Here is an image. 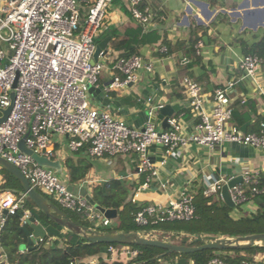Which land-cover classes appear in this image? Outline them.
I'll return each instance as SVG.
<instances>
[{
	"label": "built area",
	"instance_id": "built-area-1",
	"mask_svg": "<svg viewBox=\"0 0 264 264\" xmlns=\"http://www.w3.org/2000/svg\"><path fill=\"white\" fill-rule=\"evenodd\" d=\"M113 1L0 0V109L11 107L7 119L0 123V157L16 167L32 189L51 198L63 210L76 214L88 223L89 231L98 233L113 226V220L105 218L84 197L67 191V184L52 169L40 167L20 151L19 143L27 133L25 147L49 160L54 156L51 143L54 134L66 138L72 153L84 148L93 158L137 156L136 172L144 177L137 193L148 189L157 176L158 167L149 154L152 148L161 147L169 156L192 144L212 150L232 143L264 152V119L256 133L240 131L232 122L233 108L228 98V92L238 81L253 78L264 64V59L257 55H244L240 59L241 77L217 87L208 108L198 83L187 77L182 79L188 107L197 119L190 131L185 130L181 114L168 118V128H159L156 114L161 105L147 110L146 121L140 128L127 126L108 111L92 108L88 88L97 85L105 68L112 73L108 90L136 83L142 71L153 72V63L138 54L118 56L107 63L93 61L95 39L104 26L106 8ZM124 1L134 23L145 29L153 22L155 14L145 0ZM202 47L203 42L198 41L197 56ZM163 51L165 48L161 47L160 52ZM103 56L105 53L100 52L98 59ZM180 62L186 65L188 60L182 58ZM260 176L259 172L246 171L240 181L228 189L234 206L249 203L264 191V186L258 187ZM222 187L216 182L203 194L221 197ZM193 195L192 188L187 187L166 206L147 204L133 214V222L138 227H147L187 221L194 214ZM26 201L23 195L12 191L0 195V264H6L7 258L2 242L5 218L22 210L19 221L24 226L25 219L31 217L24 208ZM163 237L182 240L172 233ZM106 248L105 261L126 262L138 255V250L132 246ZM208 264L226 263L215 256Z\"/></svg>",
	"mask_w": 264,
	"mask_h": 264
},
{
	"label": "crops",
	"instance_id": "crops-1",
	"mask_svg": "<svg viewBox=\"0 0 264 264\" xmlns=\"http://www.w3.org/2000/svg\"><path fill=\"white\" fill-rule=\"evenodd\" d=\"M145 4L153 11L155 17L144 32L154 31L160 40L155 44L138 47L137 54L145 61L153 63V72L149 74L142 71L136 83L123 89L108 90L112 73L105 68L99 76L97 85L92 87V92H88L89 104L92 108L108 111L114 118L122 120L132 128H140L143 125L146 121V112L150 107L169 105L173 111L172 116L181 114L185 130L190 131L196 118L194 114H191V118L185 114L189 107L182 79L175 84L178 63L183 58L182 52L177 51L164 58H156L153 56L154 53L160 51L163 40L171 44L178 41L187 43L190 28L199 26L205 29L209 39L206 37L203 39L204 43L199 55L201 64L193 67L191 73L194 78L200 79L196 83L201 87V96L205 107L208 108L212 93L217 87H224L231 79L238 80L241 77L238 64L244 55L237 41L243 40L247 45H251L262 36L264 0H145ZM125 9L127 7L124 0H114L106 8L108 23L104 24L95 39L96 45L108 39L105 56L98 59L100 62L107 63L122 56L121 54L125 51L124 47L118 50L113 48L114 43L129 41L136 26ZM246 79L248 81L245 83L243 79L236 83L233 90L228 92V98L233 109L238 105L247 104L241 113H245L251 122H255L258 118L264 117V64L253 78ZM243 101L245 103H242ZM157 115L158 112L156 125L163 129ZM232 122L236 125L233 116ZM51 143L54 151L51 161H57L60 164L58 176L64 183L69 184L64 161L67 158L74 160L87 158L91 162V169L85 179L74 186L84 188L92 196L94 187H102L103 184L118 181L126 192V201L136 203L138 208L147 204L166 206L187 187H191L195 192L197 189L205 191L216 182H220L222 186L231 181L239 182L246 171L259 172L264 176V152L247 145L224 143L208 150L192 144L186 148L177 149L169 156L163 153L161 147H157L150 149L149 152L151 160L158 167L157 176L148 189L137 193L144 177L138 175L129 165L130 162H137V156L119 157L110 162L109 158L113 157L93 158L86 152L77 155L72 153L67 146L66 138L55 134L51 137ZM160 163L163 164L159 165ZM116 167H119L117 171L114 170ZM47 200L65 213L51 198ZM35 211H38L37 208ZM255 211L256 207L248 203L242 205L240 210L233 211L231 215L238 218L250 216ZM74 215L85 224L86 228L88 227V223ZM35 220L47 235V230L40 220L37 218ZM113 222L115 223L116 219ZM61 233L64 234L66 231L63 229ZM178 236L184 238L182 233ZM20 245L24 246L20 248ZM34 246L35 244L27 246L26 242H14L16 254H26ZM44 247L48 249L52 247V243L47 240ZM4 251L7 255L6 249ZM103 254L86 257L76 264L105 260ZM252 260L262 264L264 254H256ZM6 264H11L8 257Z\"/></svg>",
	"mask_w": 264,
	"mask_h": 264
},
{
	"label": "trees",
	"instance_id": "trees-1",
	"mask_svg": "<svg viewBox=\"0 0 264 264\" xmlns=\"http://www.w3.org/2000/svg\"><path fill=\"white\" fill-rule=\"evenodd\" d=\"M234 6V4H232ZM128 16L130 13L125 9ZM135 29L130 36L129 41H120L114 43V50L123 49L122 56H130L137 54V48L149 44H155L160 40V37L154 32H144V27L135 23ZM207 38L206 31L203 27H193L189 29L188 42L178 41L171 44L169 41L163 40L161 47L165 48L163 52H155L154 57L164 58L171 56L177 51H181L183 58L188 60L186 65H182L179 61L178 71L175 79V84L178 80L185 77L194 79L195 82L199 78H194L191 70L193 67L201 64V57L196 55L195 45L198 41L204 43V38ZM241 47L243 55H257L264 59V32L262 36L253 44L247 45L243 40L237 41ZM245 103V102H244ZM247 105V104H246ZM244 106H236L233 109V120L237 127L244 133H256L259 128V123L264 118H258L255 122H251L245 113ZM192 117L191 110L185 112ZM197 121V119L195 120ZM85 152L84 148L76 153ZM64 167L67 173L68 183L71 185L80 184L91 169V162L87 158H67L64 161ZM264 186V176H260L258 187ZM12 191L16 195H20L22 187L18 180L8 171L0 168V193ZM46 198V197H45ZM92 198L96 204L105 209H114L116 211V222L106 232H142L145 237L154 240H162L164 234L172 233L174 235L183 234L184 241H191V235L202 237L215 236L237 238L245 237L253 234L264 233V191L253 197L249 203L256 207V211L250 216H239L234 218L231 214L235 210H240V206L234 208L226 205L221 197L209 196L205 197L202 189H197L193 195L194 214L187 221L167 222L155 226L138 227L133 222V214L141 207H137L134 202L126 201V192L118 181L109 182L105 190L101 186H96L92 189ZM248 204V203H246ZM245 205V204H243ZM24 208L29 209L33 217L40 220L42 225L47 230L45 240L35 245L26 254H16L14 242H26V238L21 231L19 217L22 210H19L14 216H6L5 226L2 233L3 248L6 249L8 261L11 264H70L71 262H81L86 257L102 255L100 252V244H92L86 242L81 236L73 235L70 232L62 234L63 230L59 225L47 219L40 211H35V205L26 201ZM66 213V212H65ZM70 212L66 213L67 217L85 227V224L80 222L75 215ZM73 217V218H72ZM10 238V242L8 241ZM49 240L52 247L46 249L45 242ZM113 246L117 244H112ZM199 245V244H194ZM61 246V247H60ZM110 246V245H107ZM138 250V255L126 262L99 260V264H208V262L218 255V257L226 264H247L252 262V257L256 254H264V246H245L234 250H202L193 253H171L158 258L164 253V250L150 246H132ZM105 254V253H104ZM103 254V255H104ZM109 259V256L107 255ZM81 264V263H79ZM264 264V263H262Z\"/></svg>",
	"mask_w": 264,
	"mask_h": 264
},
{
	"label": "water",
	"instance_id": "water-1",
	"mask_svg": "<svg viewBox=\"0 0 264 264\" xmlns=\"http://www.w3.org/2000/svg\"><path fill=\"white\" fill-rule=\"evenodd\" d=\"M108 39H105L96 46V50L93 56V61L98 60V55L100 52L106 53V44ZM93 88L89 87L88 92H92ZM13 98V95H12ZM11 107L5 110L0 109V123L4 122L9 116ZM172 109L169 105L164 106L158 111L157 119L161 121L163 128H168L167 120L172 116ZM27 133L24 138L19 143V149L21 152L30 156L32 160L38 164L40 167L50 168L55 171L57 175L60 173V164L57 161H51L47 158L37 155L33 150L28 149L24 145V140L28 137ZM0 168L5 169L11 173L20 183L22 187L21 195H23L28 201L32 202L38 211H40L47 219L53 221L65 231L70 232L73 235L81 236L86 242L92 244H100V252L106 253L107 245L117 244V245H127V246H150L156 247L164 250L162 255H159L158 258L171 254V253H193L202 250H215V251H224V250H234L242 248L245 246H264V233L248 235L245 237L237 238H227V237H215L208 236L202 237L196 234L191 235L192 240L190 243L187 241L181 240L180 242H169V241H160L154 240L151 238L145 237L142 232H91L86 227L76 224L72 220L68 219L67 215L60 210L57 206L52 203H49L48 200L42 196L39 192L32 189L28 181L24 178L21 172L14 167L11 163L7 162L5 159L0 157ZM236 184V181H231L225 184L221 190V198L223 202L229 207L234 208V204L231 202L228 189ZM106 184H103L102 190L104 191ZM67 191L71 192L73 195H80L84 197L90 204H92L103 216L107 219L115 220L116 211L114 209H105L95 203L92 196L81 187H77L71 184H67ZM25 226V227H24ZM24 226L21 227V231L26 238V245H36L40 241H43L46 238V232L40 224H38L34 217H29L25 219ZM199 244V245H194ZM24 246V245H22ZM191 264V262H190Z\"/></svg>",
	"mask_w": 264,
	"mask_h": 264
},
{
	"label": "rangeland",
	"instance_id": "rangeland-1",
	"mask_svg": "<svg viewBox=\"0 0 264 264\" xmlns=\"http://www.w3.org/2000/svg\"><path fill=\"white\" fill-rule=\"evenodd\" d=\"M107 14H108V10H106V17H107ZM108 22L106 21V18H105V20H104V22H103V24H107ZM101 32V31H100ZM244 80V82L243 83H245L246 81H248L247 79H243ZM119 157H121V156H118V157H113V158H109V160H110V162H113L116 158H119ZM120 162H122V161H120ZM138 163V159H137V162L136 163H131L130 162V167L132 168V170L134 171H136V164ZM136 165V166H135ZM119 169V167H116L114 170H118ZM44 197H46L47 199H50L48 196H46V195H44V194H42ZM65 212H67L68 213V211H66V210H64ZM69 214H71V213H69ZM72 215V214H71ZM76 217V216H75ZM73 218V217H72ZM77 218V217H76ZM87 224V223H86ZM162 240L163 241H169V242H180L181 240H176L175 238H171V239H168V240H166V239H164V237H162ZM8 241L10 242V238H8ZM187 243H190V241H187ZM22 247V245H20V248ZM216 256H218V255H216Z\"/></svg>",
	"mask_w": 264,
	"mask_h": 264
}]
</instances>
